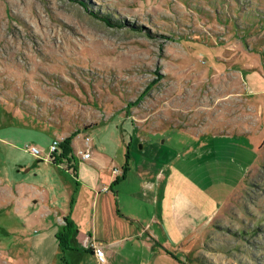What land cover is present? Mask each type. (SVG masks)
Masks as SVG:
<instances>
[{
  "label": "rangeland",
  "instance_id": "1",
  "mask_svg": "<svg viewBox=\"0 0 264 264\" xmlns=\"http://www.w3.org/2000/svg\"><path fill=\"white\" fill-rule=\"evenodd\" d=\"M76 130L74 152L126 168L122 203L144 180L142 139L179 155L170 190L213 199L204 223L182 224L176 264H264V0H0V264H39L32 240L49 226L41 204L4 203L2 189L64 174L43 160ZM41 252L49 264V242ZM130 253L113 264H151Z\"/></svg>",
  "mask_w": 264,
  "mask_h": 264
},
{
  "label": "crops",
  "instance_id": "2",
  "mask_svg": "<svg viewBox=\"0 0 264 264\" xmlns=\"http://www.w3.org/2000/svg\"><path fill=\"white\" fill-rule=\"evenodd\" d=\"M76 131L78 134L79 130ZM67 135L60 140L69 136ZM198 136L194 134V138ZM121 140L125 143L124 136ZM73 141L74 138L71 142L74 150ZM141 143L142 150L148 149L135 155L140 158L138 165L144 171L141 173L144 180L140 181L137 190L128 191L125 194L128 198L135 199V202H129L134 204L131 208L137 205L138 208L143 209L146 216L131 215L122 210L129 205L128 199L123 203L120 201L121 188L116 184L119 183L123 174L125 178L126 168L121 170L114 166L112 169L108 168L107 163L93 157L92 150L88 160L83 161L74 156L75 162L72 165L76 169L75 175L67 169L64 174L58 171L55 174L52 169H49V179L45 182L29 180L24 176L19 180L17 176L13 187L3 184L5 186L1 195L4 203L14 202V205L17 204V207L21 208L22 203L29 201L34 206L41 204L45 209V212L40 215L45 222L49 219V226L46 227L45 233L33 238L31 246V252H34L37 263L39 260L41 263L40 255L44 254L41 251L47 242H49V264H63L61 256L64 257L66 264H87L91 260L95 264H113L114 258L120 255L131 256V251L137 255L141 246L151 256L148 261L151 264L177 263V260L172 259L171 251L181 248V243L199 226L197 224L199 217H205V220L201 222L204 223L215 213L212 211L205 216V209L212 206L213 199L204 197L194 201L195 195L187 198L181 194L180 190H174V188L170 190L168 185L175 182L173 187L177 184L176 179L172 177L176 174L173 164L179 155L172 152L168 155L161 153L164 147L153 141L142 139ZM126 149L125 161L128 165L131 160H137V157L131 154L129 147ZM44 160L43 162L49 164V167L56 166V169L62 167L51 162L49 153ZM113 169H117L118 173L113 174ZM247 172L243 173L231 193L243 181ZM59 178L64 179L67 185L61 186ZM200 192V196L206 195L204 190ZM191 200L201 203L204 212L194 209ZM182 224L191 225L188 231L190 233L185 238H182L184 231ZM63 234H67L68 237L67 250L60 247L57 239L58 235L64 238ZM175 234L178 236L176 237ZM173 241L176 242L173 243ZM91 244L102 246L105 253L104 263H98Z\"/></svg>",
  "mask_w": 264,
  "mask_h": 264
},
{
  "label": "trees",
  "instance_id": "3",
  "mask_svg": "<svg viewBox=\"0 0 264 264\" xmlns=\"http://www.w3.org/2000/svg\"><path fill=\"white\" fill-rule=\"evenodd\" d=\"M76 135H77V131L73 132L70 136L62 139L60 141L59 150L56 153L51 154L50 156V160L53 164H56V165L65 164L66 169L71 171L73 175H75L76 169L74 165H72L75 162V157H74V150H73L71 142H72V139ZM123 178H124V174L122 175V179ZM57 239L59 241L60 247L63 250H67L68 249L67 244L64 243L63 238H61V235H58ZM61 261H63V264H66L64 263L63 256H61Z\"/></svg>",
  "mask_w": 264,
  "mask_h": 264
},
{
  "label": "built area",
  "instance_id": "4",
  "mask_svg": "<svg viewBox=\"0 0 264 264\" xmlns=\"http://www.w3.org/2000/svg\"><path fill=\"white\" fill-rule=\"evenodd\" d=\"M84 141L86 143H89L90 138L85 137ZM59 145H60V140H58V139H54L51 142V144L49 146L50 156H51V154L56 153L59 150ZM25 151L30 153L31 155H33L35 157L41 156V151L35 146L26 147ZM74 155L79 157L80 160H83V161L88 160L91 157V150H90V148L85 149V150H78V151L74 152ZM112 173L117 174L118 170L113 169ZM90 246L92 248L93 254H94L96 260L98 261V263H104L105 262V253H104L102 246L101 245H94V244H91Z\"/></svg>",
  "mask_w": 264,
  "mask_h": 264
}]
</instances>
